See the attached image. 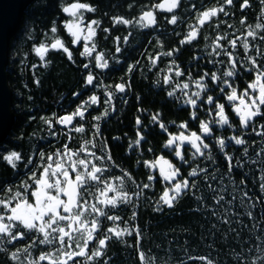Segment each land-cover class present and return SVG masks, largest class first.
<instances>
[{"label": "trees", "instance_id": "1", "mask_svg": "<svg viewBox=\"0 0 264 264\" xmlns=\"http://www.w3.org/2000/svg\"><path fill=\"white\" fill-rule=\"evenodd\" d=\"M73 2H77V0H34L26 10L23 26L10 44L7 72L13 95L14 124L9 135L0 144V199H8L15 191L22 190L21 182L27 180L28 174L36 171L39 175L40 170L36 166L46 163V157L57 150H63L65 144L75 151L80 148L85 139L92 140L95 132L94 126L98 124L102 136L95 138L94 142L97 148L93 150L97 151V155H100L99 146L106 142L116 165L110 166V171L105 173V177L114 180L115 177H119L122 172L126 171L131 173L136 183L141 185L151 183L152 185L149 189L144 190V194L140 197H133L134 206L121 205L111 210L110 214L121 217V221L118 222L120 227L139 229L142 234L139 248L147 256L154 258V264H204L203 261L190 259V257H209L214 261V264H237V253L241 254L247 262L256 255L254 251L249 253L248 248L257 243L264 244V241L256 239L258 235H261V227H264V221L260 220V217L264 216V204L257 201L258 197L260 200H264V192H261L259 187V178L260 174L264 172V165L248 162L244 168L229 176L227 161L222 158L223 154L219 152L218 148L212 149L215 158L214 164L199 157L193 161L191 150H189L188 159L191 167H196L199 163L210 173L215 172L218 177L223 175L224 185L229 188L230 192L236 188L238 190L235 194L239 196V190L247 191L252 197V201L255 202V208H251L247 201L244 206H240L239 201L232 206L225 205L229 208L227 214H225L224 208L218 207L208 199L210 190L206 188L203 175L196 181L199 187L197 195L205 196L203 204L207 207L202 206L201 202L188 194L176 201L173 208L164 206L162 211H156V200L162 194L166 184L159 181L157 170L154 171V169L143 166L145 160L154 161L157 157L164 156L181 168L182 176L187 177V173L191 171L188 164H184L180 160H173L174 156L168 148L164 147L168 133L161 132L157 125L150 123V116L159 113L161 121L168 125L170 133L176 134L183 131L178 125L186 121L189 123V132L199 131L197 123L190 120V106H185L180 100H174L167 96V92L172 88L164 84L163 81L165 76L170 74L169 69L173 68V64L169 61L164 62L162 59L157 64H153L152 61L157 53L158 41L163 40L168 43L169 50L179 49L181 56L175 65L184 72V75L176 77L174 72L171 73L173 83L182 85L187 82L190 84L189 90L195 91L194 81L199 75L206 72L207 66L218 75L226 67V65H216L214 68L213 64L208 62L213 57L206 56L208 45L206 34L202 39L200 37L191 44H181L172 34L168 36L169 38L160 36L156 39L149 37L146 40L138 33L135 40L129 44V47L127 46L129 49H135L134 53L120 55L116 52L117 35L113 34L116 26L113 24V19L124 18L135 22L142 12L151 9L156 4L163 3L164 0H78V2L89 4L95 8L94 12H85V14L89 15L91 20L95 19L100 22L97 39L99 47L96 54H102L108 64L111 63V67H113L112 71L107 73L92 67L91 71L99 82L98 88L86 92L85 77L88 70L84 69L83 65L85 63L92 65L94 61H91L89 57L83 59L76 51L72 53L70 60L67 54H62L61 51L50 47L55 38L63 41L69 40V35L64 27V22H67L69 18L64 16L62 8ZM52 26L57 27V33H51ZM104 29L109 31L105 32ZM41 44L50 50L43 60L35 51ZM253 54L256 55L255 50ZM215 59L222 58L215 57ZM257 60L264 64V56L257 57ZM129 66L133 67L132 72L128 71ZM245 67H247L246 64ZM247 79L246 84L237 88L238 92L242 91L254 77L252 78V75L249 74ZM117 84H125L127 91L125 93L115 91ZM129 85L130 87H128ZM107 91L114 94L111 104L103 103ZM74 93H81V95L74 97ZM92 94L100 97V103L88 108V111L93 110L88 114V119L87 111L83 120L79 117L74 120L75 124L85 127V133H75L74 131L66 133L63 127L56 125L57 135L53 137L50 134L52 129L45 121L52 120L54 122L58 117L75 112L77 107ZM176 95L181 96L182 94L177 91ZM125 100L127 103H124ZM224 104L230 119L238 122L231 107L227 105L228 102L225 101ZM207 107L209 106L205 105L201 108V119L207 118ZM105 110H107V115H104ZM137 116L142 119L145 125L142 133L145 139L140 146L133 150L128 145L137 138L136 133L139 131L135 125ZM94 117H100V119L96 120ZM261 125H264V117L256 118L254 126L257 131L262 130ZM213 127L216 129L217 136L234 134L233 129H221L218 125ZM236 131H240V129H236ZM243 135L247 140L246 146L248 147L245 161H264V155L256 156V153L264 148V137L257 136L251 129L243 130ZM69 136L73 138L69 140ZM113 137H120V139L115 140ZM210 143L215 144V140H211ZM14 150L20 152L23 158V162H17L16 169H13L2 159L3 155H8ZM227 151L230 155L239 158L243 155V146L230 145ZM40 152L44 153L45 160L40 159L38 155ZM30 157L33 163L25 167ZM148 175L156 176L157 180L149 182ZM188 179L193 178L188 177ZM232 179H235L237 183L232 184ZM241 179L245 181L244 184L239 183ZM215 186H219V184L217 183ZM8 189H11V192ZM136 190L135 184L126 181L125 191L131 194ZM109 195L111 196L112 193ZM226 199H230V196H226ZM212 211H216L217 215L212 216ZM247 211H253L257 220H250L246 216ZM133 212L136 213L135 220L131 219ZM237 212H239V216L236 215ZM224 219H229L232 222L224 224ZM237 220L240 222L238 223ZM125 221L128 223L125 224ZM253 224L257 226L253 227ZM113 226L112 221L101 218L100 227L104 232ZM232 229L236 231H232ZM123 241L115 238L110 240L105 255L90 264H104V261H107L108 264H141L136 248L135 234L125 236ZM29 243L30 240L18 241L15 246L1 244L0 249L6 250L0 251V264H16L10 259L11 253ZM94 246L95 242L89 245V250L91 251ZM42 249H44L43 245L33 247L31 249L32 257H37L41 252L54 250ZM23 258L21 256V259ZM77 259L83 264L82 257ZM41 264H47V261L41 262Z\"/></svg>", "mask_w": 264, "mask_h": 264}, {"label": "snow or ice", "instance_id": "2", "mask_svg": "<svg viewBox=\"0 0 264 264\" xmlns=\"http://www.w3.org/2000/svg\"><path fill=\"white\" fill-rule=\"evenodd\" d=\"M264 5V0H259ZM224 4L232 5L233 0H223V4L219 8H213L200 13L197 17V27L190 30L184 39L180 41L181 44H191L197 39L199 35V27L203 26L206 22H210L212 17L223 13L227 16L229 13L224 10ZM181 0H164L163 3L156 4L157 9L173 13L175 9L180 7ZM249 7V0H243L241 10ZM95 8L89 4L82 2H73L62 8V12L67 14L69 19L64 22V27L67 33L73 38V44H78L81 40L84 41L83 50L80 55L82 57H89L92 63L91 67L98 69H107L109 64L102 54H95L96 44L93 38L96 36V29L99 27V21L91 20L85 25L84 12H94ZM178 16L173 14L168 20V23L176 25L178 23ZM261 20L264 21V12L261 14ZM245 19H241V25L245 24ZM132 21L124 18H114L113 24L129 25ZM136 23L143 28L154 27L157 23L154 12L151 10L144 11L136 21ZM229 28L233 27L228 25ZM259 30V31H258ZM51 33H57L56 26H52ZM103 31L108 32V29ZM264 31V23L257 22L254 26L248 25L246 31L242 36L229 38L228 34L218 35L213 38L211 51L209 56L213 57L208 62L216 65L224 66L223 71L218 75L217 72L208 70L199 75L194 81L195 91H190V84L185 82L182 85L173 83L171 73L174 76L181 77L184 72L172 62L173 68L169 69V75H166L163 83L172 88L167 92L168 97L174 100H180L183 105L190 106V120L196 122L199 131L189 132V123L182 122L178 125L179 133H170L168 125L161 121L160 114L150 116V123L155 124L163 133H168V138L164 145L168 148L170 153L178 158L184 164H188L191 171L187 173V177L181 175V168L177 167L169 159L164 156L157 157L154 161H143V166L149 169L158 170L159 181L166 184L162 194L156 200V211H162L163 207L173 208L176 201L182 196L191 194L197 201L203 204L205 196L197 195L199 187L197 179L203 175V180L206 188L210 190L208 199L218 207L224 208L225 214L228 213L229 208L225 205L232 206L239 201L240 206H244L246 201L250 203L251 208H255V202L249 196L247 191L239 190L240 194L237 196L235 193L238 189L233 188L231 192L229 188L224 185V177H219L215 172L210 173L207 168L201 167L197 163L196 167H191L188 159L189 150H191L192 160L195 161L198 157L215 163L212 149L218 148L219 152L223 154V159L227 161V174L231 176L232 173L237 172L239 169L245 167V164L250 162L252 164L261 163L264 161L250 160L245 161L248 155L247 140L244 138L243 130L251 129L257 136L264 137V125H261L262 130L257 131L254 126V121L258 117H264V64L257 60V57L264 56V50L251 44L248 38L256 40L257 37L264 41V35L260 33ZM119 39V38H117ZM128 37H124L127 41ZM223 42V43H222ZM243 48V58L241 59L235 53L237 45ZM229 45L232 50L225 47ZM51 49H62L64 53L68 54V59H72V53L68 47L64 45L61 39L55 38L54 42L50 45ZM255 48L256 56L249 55L248 53ZM40 59H44L45 53L48 48L41 44L35 49ZM119 47L116 52H120ZM162 55L172 56L173 52L169 51ZM215 57H226L227 59L217 60ZM153 64L156 63L154 59ZM245 64L247 67H245ZM83 68L88 70L85 77V86L96 88L98 81L96 76L92 73L90 64L85 63ZM134 69L129 66L128 71L132 72ZM243 70L247 74L253 75L254 79L248 82L247 86L238 92L235 86V80L240 78V71ZM191 75V74H189ZM207 80V82H206ZM216 86V89L212 88ZM130 87V85L128 86ZM218 90L221 94L217 97L214 92ZM115 91L125 93L127 91L125 84H117ZM179 91L182 95L177 96ZM213 93V94H209ZM81 93H74V97H79ZM103 103L111 104L114 94L111 91L105 92ZM221 100H226L231 106V111L238 118L237 121L230 119L226 112V106ZM100 103V97L96 94L90 95L83 101L71 114H65L58 117L53 122L46 120L45 123L52 129L51 135L55 137L56 125L63 127L67 132L85 133L83 125H77L74 120L79 117L81 120L85 118V113L88 108ZM127 103V100L124 101ZM205 105L206 117L201 119V108ZM140 111V109H138ZM105 110L104 115H107ZM41 119H44L41 117ZM99 120L100 117H94ZM175 124V122H173ZM135 125L139 129L137 131V138L132 141L128 147L135 150L141 145L145 139L142 134L145 125L142 119L137 116L135 118ZM218 125L221 129H233L234 134L230 136H217L216 129L213 127ZM95 132L93 139H85L77 150H72L67 144L63 146V150H57L55 153L46 157V163L37 165L39 175L36 171L28 174L27 180L22 181L20 188L11 194L8 199H0V244H12L15 246L17 241H22L26 237L30 243L23 247L17 248L16 251L11 253L10 259L15 261L16 264H41L47 261V264H81L77 258H83V264H90L105 255L108 242L115 238L121 242L125 236L136 237V248L141 264H154V258L147 256L140 250V241L142 234L136 227H120L118 222L121 221L119 215L110 214L111 210L120 207L121 205L135 204L133 197H140L144 194V190L149 189L151 183L138 184L129 172H122L119 177L114 180H109L105 177V173L110 171V166H116L115 161L111 155L110 148L106 142L99 146L100 155L93 149L97 148L95 138L101 137L100 126H94ZM240 129V131H236ZM187 133V134H186ZM73 137L69 136L71 140ZM119 140L120 137H113ZM215 140V144L209 141ZM230 145L243 146V155L239 158L230 155L227 149ZM187 146V147H186ZM151 151V149H149ZM239 151V149H237ZM41 160H45L43 152L38 153ZM264 155V148L256 153L257 157ZM3 161L7 162L13 169L17 168V162H23L21 153L18 151H11L8 155L2 156ZM33 160L30 157L25 167L32 164ZM140 163V161H137ZM188 177L193 179L189 180ZM260 190L264 192V172L260 174ZM149 182L156 181L157 177L148 175ZM31 181V183H28ZM131 182L135 184L136 191L129 194L125 191V183ZM219 186H215L216 184ZM232 184H236V180H231ZM240 184L245 181L241 179ZM11 192V189H8ZM109 193H112L110 196ZM230 196V199H226ZM257 201L264 204V200L257 198ZM212 216H216V211L211 212ZM239 216V212L236 213ZM246 216L250 220H257L253 211H247ZM101 218L107 221H112L113 227H109L104 232L101 227ZM132 220L136 219V213L133 212ZM264 221V216L260 217ZM232 221L224 219V224H230ZM239 223L240 221L237 220ZM125 224L128 222L125 221ZM253 224V227H256ZM232 231H236L232 229ZM261 235L256 239L264 241V227H261ZM95 242L94 248L90 251L89 245ZM36 245H53L54 250L48 252H41L37 257H32L31 249ZM6 249H0L5 251ZM255 252L256 255L251 259L245 261V258L237 253V264H264V244L257 243L253 247L248 248V252ZM21 256L24 258L21 259ZM190 259H199L204 264H214V261L209 257H190ZM104 264H108L104 261Z\"/></svg>", "mask_w": 264, "mask_h": 264}, {"label": "flooded vegetation", "instance_id": "3", "mask_svg": "<svg viewBox=\"0 0 264 264\" xmlns=\"http://www.w3.org/2000/svg\"><path fill=\"white\" fill-rule=\"evenodd\" d=\"M243 3V0H233L232 5H226L224 4V10L228 12L229 14L225 16L223 13H218L217 16L212 17L210 22H206L203 26L199 27V35L197 39L201 37L203 38V35L206 34V37L208 38V45L206 49V56H209V53L211 51V45L213 43V38L218 36V35H223L225 33L228 34V37L235 38L237 36H242V34L246 31L248 25L254 26L257 22L264 23V21L261 20V14L264 12V5H262L259 0H249V7H245L243 10H241V4ZM223 4V0H181V5L177 9L174 10L173 13H168L166 11L157 9L154 6L151 7V10L154 12L155 18H156V25L154 27H149V28H143L140 27L136 21L132 22L129 25H122V24H116L114 28L113 34L117 35L116 39L117 41V47L121 49L120 52H117L118 54L122 55V53L127 54H133L135 49H129V44L133 42L136 38V35H141L143 38L146 40L150 38H159L160 36H168L172 34V36H175L176 41L179 40L181 41L184 39L186 34L192 30L193 28L197 27L198 25V20L197 17L200 13L206 10H211L213 8H219ZM145 10V11H148ZM87 13V12H86ZM143 13V12H142ZM175 14L178 16L179 20L176 25H172L168 23V20L171 18V16ZM84 18H85V25L87 22L91 21L90 16L85 14L84 12ZM71 19V18H69ZM67 19V20H69ZM241 19H245V24L241 25L240 21ZM228 25H232L233 27L229 28ZM259 31V30H258ZM98 28L96 29V36L93 38V41L96 44V50L94 54L97 53V48L99 47L98 45ZM139 33V34H138ZM165 33V34H164ZM112 34V33H111ZM261 35H264V31L260 33ZM69 35V40L68 41H63L64 45L69 48L71 53L76 51L77 53H81L83 50V45L84 41L81 40L78 44H73V38ZM124 37H128L127 41L124 40ZM251 42L252 45L261 48L264 50V41H261L259 37H257L256 40H252L251 38H248ZM172 40V39H168ZM167 40V41H168ZM211 42V44H210ZM122 43V44H121ZM223 43V42H222ZM136 45V44H135ZM158 47H157V53L155 54V60L156 63H159L160 59L169 62L175 61V63L178 61L179 56H181V51L179 49H174L169 50L168 48V43L164 42L163 40L158 41ZM128 46V47H127ZM116 47V48H117ZM225 47H228L229 50H232L229 45L225 44ZM254 50L253 48L252 51H250L248 54L249 55H254ZM57 51H61L62 54L64 53L62 49H57ZM111 55L113 54L112 49ZM172 51L173 55L172 56H167V55H162L163 53ZM236 55L240 58H242L244 50L242 47H240L239 42L237 45V48L234 50ZM48 52L45 53L44 58L48 55ZM67 54V53H65ZM68 55V54H67ZM73 55V54H72ZM74 57V56H73ZM86 57H83L85 59ZM223 59H227L226 57H221ZM90 68L91 67V63ZM226 65V64H225ZM111 63L109 64V67L107 69H101L103 72L107 73L109 71H112ZM215 68V67H214ZM210 70V68L207 66L206 71ZM240 78L235 80V86L237 88H240L239 86H243L244 84L247 83V74L245 71L241 70L240 73ZM253 78V75H252ZM207 82V80H206ZM98 88V86L96 87ZM213 89H216V86L213 85ZM94 88L87 87L86 92L91 91ZM84 90V89H83ZM80 92L82 91L79 90ZM85 92V93H86ZM213 94V93H209ZM214 94L219 97L221 94L218 92V90H215ZM226 100H221L222 103H224ZM229 107H231L229 104H227ZM98 109V108H97ZM93 112V110L88 111L86 113L87 119H88V114ZM92 116V115H91ZM173 160H177L175 157ZM26 240H29L27 237L22 240L21 242H26ZM18 242V241H17ZM1 247V244H0Z\"/></svg>", "mask_w": 264, "mask_h": 264}, {"label": "water", "instance_id": "4", "mask_svg": "<svg viewBox=\"0 0 264 264\" xmlns=\"http://www.w3.org/2000/svg\"><path fill=\"white\" fill-rule=\"evenodd\" d=\"M33 1L0 0V144L9 135L14 124L13 95L7 72L9 48L21 28L27 8Z\"/></svg>", "mask_w": 264, "mask_h": 264}, {"label": "rangeland", "instance_id": "5", "mask_svg": "<svg viewBox=\"0 0 264 264\" xmlns=\"http://www.w3.org/2000/svg\"><path fill=\"white\" fill-rule=\"evenodd\" d=\"M210 141H211V140H210ZM210 141H209V142H210ZM186 147H187V146H186ZM177 160H178V158H177ZM43 246H44V249H42V250H51V249H54V247H55V246H53V245H43ZM42 250H41V251H42Z\"/></svg>", "mask_w": 264, "mask_h": 264}, {"label": "bare ground", "instance_id": "6", "mask_svg": "<svg viewBox=\"0 0 264 264\" xmlns=\"http://www.w3.org/2000/svg\"><path fill=\"white\" fill-rule=\"evenodd\" d=\"M26 13V12H25ZM25 15V14H24ZM64 16L66 17V18H70V17H68L65 13H64ZM22 24H23V22H22ZM23 25H21V27H22ZM21 29V28H20ZM20 31V30H19ZM177 159V158H176ZM179 160V159H178ZM155 171V170H154ZM158 171V170H157Z\"/></svg>", "mask_w": 264, "mask_h": 264}]
</instances>
